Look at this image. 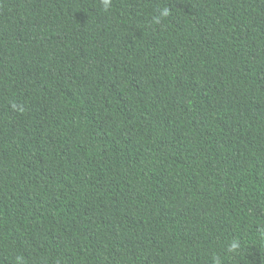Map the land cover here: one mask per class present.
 Masks as SVG:
<instances>
[{"label": "trees", "instance_id": "16d2710c", "mask_svg": "<svg viewBox=\"0 0 264 264\" xmlns=\"http://www.w3.org/2000/svg\"><path fill=\"white\" fill-rule=\"evenodd\" d=\"M0 264H264V0H0Z\"/></svg>", "mask_w": 264, "mask_h": 264}, {"label": "clouds", "instance_id": "9594fccd", "mask_svg": "<svg viewBox=\"0 0 264 264\" xmlns=\"http://www.w3.org/2000/svg\"><path fill=\"white\" fill-rule=\"evenodd\" d=\"M164 14H166V12Z\"/></svg>", "mask_w": 264, "mask_h": 264}]
</instances>
